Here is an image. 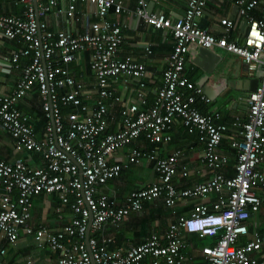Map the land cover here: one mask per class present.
<instances>
[{"label": "built area", "instance_id": "built-area-1", "mask_svg": "<svg viewBox=\"0 0 264 264\" xmlns=\"http://www.w3.org/2000/svg\"><path fill=\"white\" fill-rule=\"evenodd\" d=\"M13 1L22 5V12L0 13V37L21 42L22 47L10 54L6 66L17 68L19 57L28 54L30 61L21 67L14 88L0 94V129L10 137L14 151L35 154L39 164L0 160V236L14 243L20 233L31 235L38 248L46 246L57 254V264H264V0L234 1L247 22L239 44L228 39L230 20H220L219 35L199 26L207 0H186L183 13L172 19L161 12H147L145 1L137 0L134 14L153 28L167 29L171 36L160 85L146 109L140 108L147 103L144 65L130 56L117 58L123 40L121 25L106 17L109 11H122L121 0ZM80 2L93 7L96 19L86 17L83 28L74 32L47 27L46 15L73 20ZM253 9L260 18L249 14ZM190 46L233 54L248 76L261 70L259 81L243 97L245 118L235 117L227 126L218 121L216 111L202 113L196 107L197 100L207 101L200 87L184 92ZM84 51H89L88 67L95 85L91 106L82 101L90 90L74 79L70 69ZM119 76L134 80L135 101L124 103L112 91L110 81ZM33 87L44 119L40 137L30 117L16 106ZM59 103L72 109L62 115ZM112 104L119 105L120 120L114 131L107 132V110ZM176 120L202 143L200 162L210 173L203 182L183 188L174 185L175 176L187 174L179 149L159 156L130 146L124 161L108 162L112 153L138 137L150 144L168 142V131ZM230 128L235 133L229 134ZM223 139L234 152L231 175L223 173L228 161L220 148ZM142 161L151 164L154 180L116 202L106 192L107 181ZM42 192L55 194L59 204L70 210L69 220L57 229L29 224L31 199ZM211 193L214 199L194 203L140 242L109 247L113 238L103 233L104 227L118 225L145 204L156 201L171 209L182 199ZM259 211L263 222L257 228L250 218ZM187 234L208 237L211 242L196 246L184 239ZM187 250L192 253L188 255ZM3 253L0 248V257ZM24 264L33 261L27 258Z\"/></svg>", "mask_w": 264, "mask_h": 264}, {"label": "crops", "instance_id": "crops-1", "mask_svg": "<svg viewBox=\"0 0 264 264\" xmlns=\"http://www.w3.org/2000/svg\"><path fill=\"white\" fill-rule=\"evenodd\" d=\"M122 11L114 13L109 11L106 15L111 21H118L121 25L123 40L117 52V58L122 59L124 56H130L136 61L143 63L145 75L143 82L146 91V105L140 108L146 109L151 103L157 87L160 85L161 72L166 64L167 56L171 49V36L167 29H156L149 24L143 22L134 14L137 0H121ZM147 12H161L169 18H175L181 15L185 9L186 0H144ZM235 0H207L202 16L198 24L206 31L219 35L221 33L220 20L225 18L230 20L232 26L228 32V39L236 43H241L247 28L246 18L238 13ZM247 2L249 0H243ZM22 5L14 3L13 0H0V13L20 15ZM255 18L261 15L257 9H253L250 13ZM96 19L93 13V7L87 3H77L75 10V18L73 20L66 19L63 15H54L53 13L45 16L47 27L51 30L67 29L69 31H79L83 28L84 22ZM22 47L21 42L8 40L0 37V94L9 93L15 85L19 76L20 69L23 65L30 61V55L20 56L18 67H7L6 61L13 51ZM150 53L146 54V48ZM195 46H190L184 70H192L194 72L195 81L193 84H187L184 88L185 93L192 91L193 87H200L207 101H196V107L203 113L216 111L219 114L218 121L230 126L235 117L240 120L245 118L246 106L243 97L246 95L247 89L244 87L245 80L257 78V82L261 76V70H257L251 76L245 73V66L238 57L228 53L222 49L214 50L220 58L215 61V66L211 72H204L198 65L193 63V59L197 53ZM89 51L79 53L76 60L70 64L72 75L76 81L81 82L85 89L90 90L89 95L82 97V101L88 106L93 105L95 99L94 79L88 67ZM185 72V71H184ZM188 79V78H187ZM244 81V82H243ZM247 86V84L245 85ZM110 87L115 95H118L124 103L135 101L134 88L135 82L130 78L117 77L110 81ZM17 108L30 117L31 124L37 137L41 136L43 130L44 119L40 109V100L35 87L28 91L16 103ZM72 109V107H71ZM120 120L119 105L112 104L107 110L106 131L111 132L117 128ZM235 129H228V133H235ZM168 134L170 139L166 143L150 144L142 137H138L128 146H122L108 157V162H122L130 146H137L145 152H152L159 156L168 155L173 149H179L182 153L180 163L187 169V174L183 177L175 176L173 178L174 185L177 188L190 186L194 183L203 182L208 178L210 173L200 162L202 143L198 141L195 133H188L176 120L170 127ZM222 143L226 144L225 139ZM231 154L227 153L228 161L226 169H223L225 175L233 173V163L235 161L234 152L231 148ZM233 152V153H232ZM16 159H22L28 165L36 166L39 164L35 154L26 151H14L12 141L7 133L0 129V160L12 162ZM154 180V173L151 164L142 161L138 165H130L126 169L121 170L119 175L107 181L106 192L113 197L116 202L120 203L123 197L131 190L143 187ZM215 198L213 193L201 198H185L171 209L164 208L159 202L147 203L142 210L131 212L118 225H106L103 233L112 236L113 242L110 248L116 246H126L129 243L140 242L152 230L162 229L166 222L174 218L176 214H184L196 202L212 200ZM31 209L29 224L32 227L38 225L46 226L50 229H57L64 225L70 217V210L67 205L59 204L57 197L53 193H40L31 199ZM161 211H157L154 207H160ZM59 207V212L55 209ZM251 225L259 228L263 222V213L259 211L257 214L251 215ZM207 238L211 242V238H198L195 235H185L184 239L196 246L202 245L200 241ZM0 248L4 249L3 255L0 257L2 264H24L27 258H31L33 264H57V254L50 252L46 246L37 247L31 235L20 233L14 243L7 242L0 236ZM188 255L192 252L186 251ZM264 260V256L261 257ZM197 260L198 257H197Z\"/></svg>", "mask_w": 264, "mask_h": 264}, {"label": "water", "instance_id": "water-1", "mask_svg": "<svg viewBox=\"0 0 264 264\" xmlns=\"http://www.w3.org/2000/svg\"><path fill=\"white\" fill-rule=\"evenodd\" d=\"M33 6L35 3L33 1ZM219 55L212 49L198 47L197 53L193 59V63L198 65L204 72H211L215 66V61H218ZM215 63V64H214ZM257 78L245 80L244 87L247 91L252 90L257 84ZM244 82V81H243ZM247 84V86H245ZM88 234V226L86 230V237Z\"/></svg>", "mask_w": 264, "mask_h": 264}, {"label": "trees", "instance_id": "trees-1", "mask_svg": "<svg viewBox=\"0 0 264 264\" xmlns=\"http://www.w3.org/2000/svg\"><path fill=\"white\" fill-rule=\"evenodd\" d=\"M185 72V75H186V77L188 78V83L189 84H193V82L195 81V76H194V72L192 71V70H187V72H186V70H184ZM196 104V103H195ZM59 109H60V113L62 114V115H65L66 114V112H68V111H70L71 110V106L70 105H63V104H61V103H59ZM222 150H224V151H228V153H230L231 154V150L229 149V147H228V143H226V144H223L222 143ZM233 153V152H232ZM156 210L157 211H161V206L160 207H158V208H156ZM205 240V239H204ZM204 240H202V241H200V243L202 244V243H205L206 241L207 242H209L210 240H208V239H206L205 241Z\"/></svg>", "mask_w": 264, "mask_h": 264}, {"label": "bare ground", "instance_id": "bare-ground-1", "mask_svg": "<svg viewBox=\"0 0 264 264\" xmlns=\"http://www.w3.org/2000/svg\"><path fill=\"white\" fill-rule=\"evenodd\" d=\"M244 66V65H243ZM196 87V86H195ZM204 113V112H203ZM220 114V113H219ZM227 126H229V125H227ZM228 131V130H227ZM132 145V144H131ZM126 169V168H125Z\"/></svg>", "mask_w": 264, "mask_h": 264}, {"label": "rangeland", "instance_id": "rangeland-1", "mask_svg": "<svg viewBox=\"0 0 264 264\" xmlns=\"http://www.w3.org/2000/svg\"><path fill=\"white\" fill-rule=\"evenodd\" d=\"M154 208H157V207H154ZM206 239H207V238H205V240H206ZM205 240H204V241H205Z\"/></svg>", "mask_w": 264, "mask_h": 264}]
</instances>
